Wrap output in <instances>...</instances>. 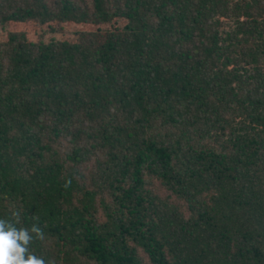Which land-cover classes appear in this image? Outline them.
Segmentation results:
<instances>
[{"label":"trees","instance_id":"16d2710c","mask_svg":"<svg viewBox=\"0 0 264 264\" xmlns=\"http://www.w3.org/2000/svg\"><path fill=\"white\" fill-rule=\"evenodd\" d=\"M11 211L54 264H264V0H0Z\"/></svg>","mask_w":264,"mask_h":264},{"label":"clouds","instance_id":"9594fccd","mask_svg":"<svg viewBox=\"0 0 264 264\" xmlns=\"http://www.w3.org/2000/svg\"><path fill=\"white\" fill-rule=\"evenodd\" d=\"M43 239L44 231L40 226H22L20 212L11 211L7 218H0V264H54L31 248L34 240Z\"/></svg>","mask_w":264,"mask_h":264}]
</instances>
